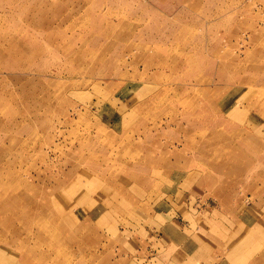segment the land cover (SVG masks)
<instances>
[{
  "label": "rangeland",
  "instance_id": "374dc122",
  "mask_svg": "<svg viewBox=\"0 0 264 264\" xmlns=\"http://www.w3.org/2000/svg\"><path fill=\"white\" fill-rule=\"evenodd\" d=\"M4 199L0 264H264V0H0Z\"/></svg>",
  "mask_w": 264,
  "mask_h": 264
},
{
  "label": "bare ground",
  "instance_id": "6f19581e",
  "mask_svg": "<svg viewBox=\"0 0 264 264\" xmlns=\"http://www.w3.org/2000/svg\"><path fill=\"white\" fill-rule=\"evenodd\" d=\"M8 209H14V207L8 202L7 199H4V201L2 200V203L0 204V222H2L3 224L5 223L4 225H8V221L6 219L2 220V214L5 213Z\"/></svg>",
  "mask_w": 264,
  "mask_h": 264
}]
</instances>
